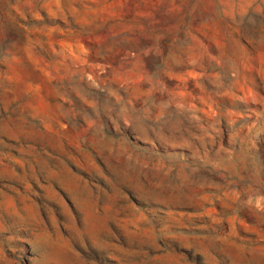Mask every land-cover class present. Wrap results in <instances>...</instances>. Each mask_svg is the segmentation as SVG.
I'll return each instance as SVG.
<instances>
[{"label": "rangeland", "instance_id": "1", "mask_svg": "<svg viewBox=\"0 0 264 264\" xmlns=\"http://www.w3.org/2000/svg\"><path fill=\"white\" fill-rule=\"evenodd\" d=\"M0 264H264V0H0Z\"/></svg>", "mask_w": 264, "mask_h": 264}]
</instances>
